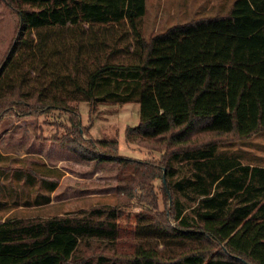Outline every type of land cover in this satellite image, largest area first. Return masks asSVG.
<instances>
[{
    "label": "trees",
    "instance_id": "16d2710c",
    "mask_svg": "<svg viewBox=\"0 0 264 264\" xmlns=\"http://www.w3.org/2000/svg\"><path fill=\"white\" fill-rule=\"evenodd\" d=\"M0 1L18 17L0 65V118L66 111L71 126L50 141L93 168L115 164L116 194L127 200L151 202L158 178L172 198L167 212L142 214L148 222H138L124 261L100 254L95 264H264V168L217 156L209 139L264 131V0H235L225 14L150 38L142 34L146 0ZM75 102L137 103L126 143L166 151L158 162L135 159L120 155L116 140L84 137ZM177 165L188 176L178 178ZM57 175L47 182L40 173V185L53 190ZM79 214L0 223V264H71L82 244L124 239L114 210Z\"/></svg>",
    "mask_w": 264,
    "mask_h": 264
},
{
    "label": "rangeland",
    "instance_id": "374dc122",
    "mask_svg": "<svg viewBox=\"0 0 264 264\" xmlns=\"http://www.w3.org/2000/svg\"><path fill=\"white\" fill-rule=\"evenodd\" d=\"M217 1L219 0H146L145 14L142 18V34L145 38H150L152 35L163 32L174 25L183 24L194 19L213 17L221 14V12L225 14L227 9L225 10L224 8L227 6L228 0ZM17 26L18 17L16 13L0 1V65L8 54L12 42L16 39ZM54 59L58 62L57 57H54ZM30 74L32 75V72ZM71 105L78 111L80 127L87 131L88 135H84V137H91L95 140H116L118 142V153L122 156L158 162L160 160L159 153L166 151L164 148L159 153L155 151L164 147L157 143H126L125 129L127 127H135L139 122V105L137 103H99L91 107L86 102H75ZM70 119L71 117L66 111L59 110L23 117H17L11 111L0 118V222L8 216L17 219V214H26V210H18L10 215L9 211L13 209L4 211L5 202L2 201L3 199H14L17 196L19 199H24L25 202L29 203L35 197L37 189L35 188L34 191V189L28 188L27 180L32 176V179L41 178L40 173L45 177L48 175L43 172L46 168L44 160L35 154L44 147L46 162L51 166L63 165V167L73 169L74 163L81 164L75 169L85 173L87 180L84 183H80V185L94 183L89 188L83 187V190L102 195L93 199L94 202L99 201L100 205L98 206L104 209L114 210L117 217L115 224L125 235L124 239L115 246L96 240L91 241L89 245H80L71 264H84L91 259H93V264H95L96 257L100 254L108 257L111 262L115 261V259L124 261L127 256L132 254L137 244L133 233H135L138 222L140 224L148 222L146 216L144 221H139L142 214L152 217L155 212H167L172 198L170 201V198L165 194L160 178L154 181L153 196L155 198H151L149 203L139 200L142 194H138L139 196L129 200L122 195L116 194L114 184L116 180L115 164L98 165L107 166L108 168L103 169L105 171L101 173L103 179H98L99 176L97 178L96 176L94 177L92 170L97 169L98 166L93 168L91 161L78 158L59 142L50 141L51 137L56 136L59 138L60 135H64L67 132V128L71 126ZM209 139L218 142L217 156L221 158L229 157L244 166L264 168V131L256 132L250 137L243 139H238L233 135L210 137ZM50 151L54 152L50 153ZM48 154L53 156L49 158ZM177 166L178 172L176 176L178 178L188 176L189 168L181 165ZM51 171H54L51 176L53 179L58 176V172L61 173L60 180L62 179L64 175L62 171L57 168ZM239 173L240 171L238 170L236 174ZM17 174H21L22 179L19 182L10 183V179L11 181L15 180ZM26 175L28 177L24 178ZM51 177L48 178L50 181ZM66 178L70 180V178ZM40 183L41 181H37L38 189L42 188ZM96 183L99 185H96ZM7 185L8 188L5 189ZM80 185L79 187H82ZM64 191L63 189V193H65ZM79 192L82 193L81 191L77 193ZM56 197L62 198V195ZM100 197L101 199H99ZM27 213L28 220L40 219L31 212ZM79 215L78 213L70 214L69 216ZM149 241L151 240H147L145 243L148 244ZM155 242L159 249L166 252L172 251L169 248L170 243L166 244L161 239Z\"/></svg>",
    "mask_w": 264,
    "mask_h": 264
},
{
    "label": "crops",
    "instance_id": "0c3cea01",
    "mask_svg": "<svg viewBox=\"0 0 264 264\" xmlns=\"http://www.w3.org/2000/svg\"><path fill=\"white\" fill-rule=\"evenodd\" d=\"M234 1L235 0L227 1V6L224 8L225 10L227 9L226 12L228 11L229 7H231V3L233 4ZM221 14H224V13L221 12ZM53 152L54 151H50V153H53ZM44 153H46V151L44 150V147H42V149H40L39 152L35 154L38 155L40 158H42L46 164L45 171L43 172L48 175L45 180L49 182L50 180L48 178H50L52 176V172H54L51 170H54V168H57L58 170L64 173L59 184L53 190H49L48 187L43 184L40 185L42 188L38 189L37 181H40V179L30 178L27 181L28 188L34 189V191H35V188L37 189L35 197L29 203L25 202L24 199H19V197L17 196L14 199H3L2 202H5L4 203L5 207H3L4 211L13 209L9 211L11 215V213L16 212L18 210L20 211L26 210L25 211L26 214L23 212V214L25 215L17 214L18 217L16 216V218L19 220H28L27 212H31L32 214L37 215L38 218L40 219L50 220L55 217H67L70 214L74 215L78 213H85V212L90 211L91 209H94L95 207H101V206H98L100 205L99 201L94 202L93 199H95L96 197L98 198V196H102V195H98L95 192L92 193L89 190H83V187H79L80 183H84L87 180V175L85 173H82V171L75 169L77 166L81 165L80 163L73 162L74 163L73 169L63 167V165L62 166L60 165L51 166L46 162ZM51 156L53 155H49V158ZM105 168H108V167L98 166L97 169L92 170L93 173L92 172L91 173L94 177L96 176V178L99 176L98 179L101 180L103 179V176L101 175V173L105 171L103 170ZM16 176L17 177L15 180L11 181L10 179V183H13V182L16 183V181L19 182V180L22 179L21 174L20 175L17 174ZM66 177L70 178V180H68ZM22 185L24 187L23 181H22ZM7 188H8V185L5 189ZM63 189L65 190L64 191L65 193H63ZM78 191H81L82 193L80 192L77 193ZM58 195H62V198H57L56 196ZM99 199H101V197ZM91 203L93 204L91 205ZM75 204H78V205H75ZM7 218L2 220L0 223L5 222L6 219L7 220L15 219V217H9V216Z\"/></svg>",
    "mask_w": 264,
    "mask_h": 264
},
{
    "label": "water",
    "instance_id": "95a60500",
    "mask_svg": "<svg viewBox=\"0 0 264 264\" xmlns=\"http://www.w3.org/2000/svg\"><path fill=\"white\" fill-rule=\"evenodd\" d=\"M163 177H164V174H163Z\"/></svg>",
    "mask_w": 264,
    "mask_h": 264
}]
</instances>
